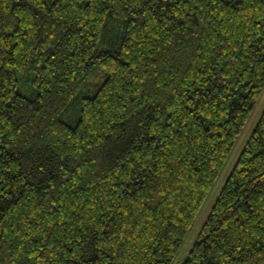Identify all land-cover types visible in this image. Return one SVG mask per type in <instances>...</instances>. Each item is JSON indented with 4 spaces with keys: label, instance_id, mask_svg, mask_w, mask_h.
<instances>
[{
    "label": "trees",
    "instance_id": "trees-1",
    "mask_svg": "<svg viewBox=\"0 0 264 264\" xmlns=\"http://www.w3.org/2000/svg\"><path fill=\"white\" fill-rule=\"evenodd\" d=\"M264 92V0H0V264H174ZM183 264H264V111Z\"/></svg>",
    "mask_w": 264,
    "mask_h": 264
},
{
    "label": "rangeland",
    "instance_id": "rangeland-1",
    "mask_svg": "<svg viewBox=\"0 0 264 264\" xmlns=\"http://www.w3.org/2000/svg\"><path fill=\"white\" fill-rule=\"evenodd\" d=\"M264 111V92L263 95L260 99V101L257 103L252 116L250 117V120L247 124V126L245 127V130L240 138V140L238 141V143L235 145V147L233 148L229 158L227 159L221 174L215 184V186L213 187L209 197L207 198L203 208L201 209V212L196 220L194 229L192 231V233L190 234V236L188 237V239L186 240V242L183 245V248L181 249L176 261L174 262V264H183L184 261L186 260V258L188 257L190 251L192 250L194 244L197 241V235L200 231V229L202 228V225L206 222V220L208 219L215 203L216 200L218 199L225 183L226 180L228 179L229 175L231 174L236 162L238 161L242 150L244 149V146L246 145L247 141L249 140L252 132L254 131L256 125L258 124L262 113Z\"/></svg>",
    "mask_w": 264,
    "mask_h": 264
}]
</instances>
